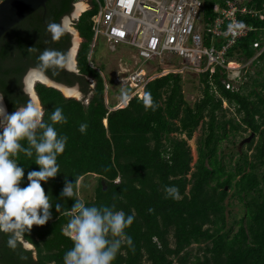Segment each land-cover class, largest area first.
I'll use <instances>...</instances> for the list:
<instances>
[{"label":"trees","instance_id":"1","mask_svg":"<svg viewBox=\"0 0 264 264\" xmlns=\"http://www.w3.org/2000/svg\"><path fill=\"white\" fill-rule=\"evenodd\" d=\"M77 1L49 0L45 8L24 18L0 39V93L9 111L29 101L22 91L23 79L37 65L42 51L56 49L68 56L72 35L65 30L54 40L48 26L61 24ZM223 1L204 0L208 23L216 16L214 4ZM263 2L251 0L250 4L261 7ZM97 10L93 1L75 24L83 38L76 56L78 72L51 69L46 73L67 85L78 83L84 97L91 93L88 101L66 97L41 82L35 86L45 119L57 106L67 117L66 123L55 125L68 137L58 157L61 172L41 182L46 194L62 208L57 212L53 207L52 219L42 226L33 225L26 234L34 251L22 246L10 249L8 235L0 233V264H63L64 253L73 244L64 232L74 199H80L78 181L87 174L97 175L98 183L93 198L84 201L86 205L114 204L128 214L135 213L134 223L126 229L134 250L123 244L113 264H264V52L252 64L258 67L257 76L248 70L245 76L251 82L238 90L226 88L229 77L219 68L212 76L201 75L202 96L190 103L183 92V76L166 73L146 82L141 97L135 95L127 104L119 102L120 107L110 105L107 95H111L112 80L98 66L101 72L95 69V47L94 66L88 61L94 37L92 17ZM240 19L256 27L233 48L248 59L258 51L253 43L264 35V19ZM30 47L35 50L29 52ZM89 78L95 82L92 89ZM145 92L158 104L155 111L145 108ZM224 102L235 106L236 116L227 115ZM85 121L87 133L81 134L79 125ZM198 129L194 161L188 142ZM248 131L255 132L258 140L245 143L247 148L238 150L235 164L227 165L222 140ZM15 159L25 168V177L39 168L34 157L19 154ZM66 179L74 183V199H60ZM171 185L178 187L179 200L166 198L164 188ZM233 197L243 204L241 218L234 220L237 229L229 221ZM193 244L199 247L196 254L190 250ZM21 254L28 259L21 261Z\"/></svg>","mask_w":264,"mask_h":264},{"label":"clouds","instance_id":"2","mask_svg":"<svg viewBox=\"0 0 264 264\" xmlns=\"http://www.w3.org/2000/svg\"><path fill=\"white\" fill-rule=\"evenodd\" d=\"M244 27L243 22L229 23L228 32ZM48 30L54 40L65 31L55 22L49 24ZM34 50L28 48L29 52ZM37 59V65L29 70L26 78L43 77L51 69L63 70L69 58L59 50L46 48ZM121 91L127 104L133 98L132 94L127 89ZM3 100L4 95L0 94V233L8 235L6 244L10 249L21 246L28 249L31 246L25 243V236L30 234L33 225H45L52 219V208L55 207L57 212L62 208L60 203L53 202L50 193L46 194L41 182L46 183L61 172L58 157L64 153L68 137L59 133L55 125L66 123L67 117L63 108L57 106L45 119L41 106L31 100L8 113ZM142 102L146 109L155 111L158 107L150 92H145ZM87 129L86 121L80 123L81 134H86ZM19 154L34 157L39 168L28 171L25 177V168L15 159ZM164 191L166 198H181L175 185L165 186ZM75 195L74 183L66 179L60 199H74ZM74 201L64 232L73 244L64 253L63 264H113L123 244L134 250L133 239L126 231L134 223V212L128 214L114 204L86 205L83 200ZM19 259L26 261L28 258L21 254Z\"/></svg>","mask_w":264,"mask_h":264},{"label":"built area","instance_id":"3","mask_svg":"<svg viewBox=\"0 0 264 264\" xmlns=\"http://www.w3.org/2000/svg\"><path fill=\"white\" fill-rule=\"evenodd\" d=\"M93 1L98 10L92 17L94 37L88 61L94 66L92 54L98 34L106 36L112 48L128 45L119 61L120 79L116 77L115 82L121 84V90L132 91V97H141L146 82L166 73L183 75L186 70L201 78L225 69L229 77L226 88L238 90L233 81L241 78L232 74L243 69L247 74L248 66L264 52L263 34L253 43L258 50L253 57L245 59L233 52L239 40L256 30L240 17L264 19V2L261 7L250 4L251 0L215 3L216 16L208 23L204 0H90ZM239 22L245 27L229 33V23ZM95 69L99 70L96 65Z\"/></svg>","mask_w":264,"mask_h":264},{"label":"rangeland","instance_id":"4","mask_svg":"<svg viewBox=\"0 0 264 264\" xmlns=\"http://www.w3.org/2000/svg\"><path fill=\"white\" fill-rule=\"evenodd\" d=\"M1 1V0H0ZM76 10L73 9L72 11V18H75L76 16H78L84 9H88L91 6V3L89 0H80L78 1V3H76ZM83 6V7H82ZM68 17V16H66ZM66 24H68V28L69 30H71V32L73 33V37H72V42H75L76 46H79V44H81V42L83 41V38H81L78 33H76L77 31L74 29L73 25H71V22L74 21L71 19H67L64 18ZM67 28V27H66ZM76 31V32H75ZM77 35H74V34ZM80 47V46H79ZM95 51H94V60H95V65L98 66L101 70H103V73L105 75L108 76L109 81L110 79L112 81H110L111 85H110V89H111V95L108 97L107 95V102H109L110 105H115V106H120L119 102L124 101L123 97H122V91H121V84L116 83L115 82V78L119 76V70H120V58L124 57V52L120 49H118L117 51H112L110 52L107 48L106 45V40H104L103 38H100L97 46H95ZM127 60V57H125V61ZM248 70L249 73L252 76H257V70L258 67L256 66H248ZM244 75L245 71L243 70H238L237 72L233 73L232 76H238V80H234L233 83L235 86H240L241 84H246V82L249 81V83L251 82L249 80V76H246V79L244 80ZM26 76V75H25ZM25 76L24 79L25 80ZM183 92L185 94V98L190 102L193 103L196 100H198L201 96H202V82L200 81L199 76L197 75V73L192 72V71H185L183 72ZM120 78L118 77L117 80H119ZM244 80V81H243ZM90 86L92 87L94 85V80L90 79ZM75 90L78 91L79 94L77 95H72L74 98H78V99H84L85 101H88V98L90 95L88 94V97H84L83 92L81 91L80 86L77 85H73L72 86ZM63 91V90H62ZM64 93V91H63ZM65 95H67L66 93H64ZM69 96V95H67ZM38 100V99H37ZM36 102V101H35ZM39 103V100L36 104ZM40 105V103L38 104ZM224 107L227 108L228 112L227 115L228 116H236V110H235V106L233 105H229L227 102H224ZM42 108V107H41ZM201 134V130L198 129L196 131V133L194 134L193 138L189 140L188 144L191 146L192 148V153L194 155V161L197 158V140L198 137ZM251 134V131H248L246 133H244V135H240L237 136L236 138H232L229 137L227 139H223L221 142V149L225 150V154L223 155V159L225 161V163L227 165H234L235 162L237 161V159L239 158V154H238V150L241 148H247V144H244L243 146L240 145V142L249 137V135ZM244 136V138H243ZM184 137V136H183ZM255 138V142L258 140V136H254ZM231 141H235L236 143H233ZM231 153L234 154V156L231 159ZM194 164V163H192ZM98 183V177L97 175L94 174H87L83 177H81L78 181V192H79V198L83 201H87V200H91L95 194V187L97 186ZM230 202L231 205L228 207V210L230 211L231 215L229 218L230 224L234 223V220H239L243 214V204L240 202L238 197H233L230 198ZM234 227L235 229H237V224L234 223ZM26 243V242H25ZM27 244V243H26ZM32 247V246H31ZM30 247V248H31ZM198 246L196 244H193L190 247V250H192L193 254L198 253ZM32 250L34 251V248H32Z\"/></svg>","mask_w":264,"mask_h":264},{"label":"water","instance_id":"5","mask_svg":"<svg viewBox=\"0 0 264 264\" xmlns=\"http://www.w3.org/2000/svg\"><path fill=\"white\" fill-rule=\"evenodd\" d=\"M48 1L49 0H1L0 1V39L11 28H13L19 22H21L24 18H26L27 16H29L30 14H32L33 12L38 10L39 8H45ZM76 6L77 5L74 6V9L76 8ZM79 15L74 18V21H77L79 19ZM65 18H66V16H65ZM63 23H64V20H63ZM72 35H73V33H72ZM73 46H74V43L72 42V46L69 49L68 56H67L69 58L68 59L69 64H71L70 62L72 61L71 52H72ZM78 50L79 49L77 48L76 54H75V61H76L75 66L74 67L71 66L73 71H76V72H78L77 60H76ZM45 78H47L51 82V84L45 83L46 85L55 87V88L59 89L60 91H61L60 87L68 86L66 84H63L62 82H59V81H56V80L50 78L48 75H45ZM41 83H43V82H41ZM77 88H78V85H77ZM65 96L66 97H73V96H67V95H65ZM3 103L6 106L4 100H3ZM6 109H7V107H6ZM254 136H255V132H251L249 137L243 139L240 142V145L242 146L245 143L250 142L254 138ZM25 242L28 245L32 246V244L30 242H28L26 240H25ZM33 247L34 246H32L29 249H32Z\"/></svg>","mask_w":264,"mask_h":264},{"label":"bare ground","instance_id":"6","mask_svg":"<svg viewBox=\"0 0 264 264\" xmlns=\"http://www.w3.org/2000/svg\"><path fill=\"white\" fill-rule=\"evenodd\" d=\"M80 1V0H79ZM90 1V0H89ZM76 3H78V1L76 2ZM75 3V4H76ZM91 3V2H90ZM83 7V6H82ZM91 7V6H90ZM89 7V8H90ZM88 8V9H89ZM87 8L86 9H84L81 13H80V15H79V17L82 15V13L83 12H85L86 10H88ZM76 22L77 21H74V29L77 31H75L76 33H78V35H79V32H78V30L75 28V24H76ZM92 30H93V27H92ZM74 34V35H77V34ZM77 35V36H78ZM80 36V35H79ZM98 36V38L100 39V38H103L104 40H106V45H107V48H108V50L111 52L112 51V53H113V50L114 49H116V51L118 50V49H120V50H122L123 52H125V48H128L129 46L128 45H126V44H118V45H116L114 48H112V46H113V44H112V46H110V43L108 42V40H107V37L106 36H104V35H102V34H98L97 35ZM82 38V37H81ZM96 43H97V41H96ZM79 46H80V44H79ZM79 46H76L75 45V42H74V46H73V48H72V52H71V59H72V61L70 62L71 63V66H75V54H76V50H77V48L79 49ZM95 50V49H94ZM93 50V51H94ZM115 52V51H114ZM93 56H94V54H93ZM32 69V68H31ZM78 69V68H77ZM27 81H28V85L30 86V88L33 90V94H34V89H35V86H36V84H37V82H43L44 84L45 83H47V84H51V82L47 79V78H45V76H43V77H40V78H27ZM64 84V83H63ZM73 86V85H72ZM72 86H62V87H60L61 88V92L63 93V91H64V93H66L67 95H69V96H72V95H77V94H79L78 93V91L77 90H75ZM94 86H95V83H94V85L91 87V89L92 88H94ZM68 87V88H67ZM63 90V91H62ZM36 92V91H35ZM78 99V98H77ZM36 100V103L38 102V100L37 99H35ZM39 104V103H38Z\"/></svg>","mask_w":264,"mask_h":264},{"label":"flooded vegetation","instance_id":"7","mask_svg":"<svg viewBox=\"0 0 264 264\" xmlns=\"http://www.w3.org/2000/svg\"><path fill=\"white\" fill-rule=\"evenodd\" d=\"M76 4H74V6H75ZM78 8V7H77ZM76 8V9H77ZM74 9V8H73ZM76 9H74V10H76ZM66 16H68V15H66ZM64 18L65 17H63V19H62V21H61V25H62V27L67 31V32H69L71 35H72V33H71V30H69V28H68V24H66V22H65V20H64ZM67 19H71V20H73L74 18H72V12L69 14V16L68 17H66V20ZM63 20H64V23H63ZM71 25H73L74 26V21H72L71 22ZM67 27V28H66ZM72 37H73V35H72ZM74 43V42H73ZM69 64V63H68ZM67 64V67L65 68L67 71H69V72H76V71H73V69H72V67H71V64H69L68 65ZM29 72V71H28ZM27 72V73H28ZM38 83V82H37ZM29 83H28V81H27V78H26V76H25V80H23V86H22V91H23V93L24 94H26L27 96H28V98H29V100H31L33 103H36L35 101V99H38L39 100V103H40V106L42 107V109H43V111H44V106H43V104H42V102H41V100H40V98H39V95H38V93H37V91H36V88L34 89V94H33V90L30 88V86L28 85ZM67 85V84H66ZM76 85H78V86H80L78 83H76ZM68 86H72V85H68ZM68 88V87H67ZM90 88H91V86H90ZM36 91V92H35ZM82 91V90H81ZM4 102H5V99H4ZM5 104H6V102H5ZM22 106H24V105H22ZM22 106H20V107H22ZM6 107H7V105H6ZM19 108V107H18ZM16 110V109H15ZM14 110V111H15ZM7 111H8V113H12V112H14V111H9V109L7 108Z\"/></svg>","mask_w":264,"mask_h":264}]
</instances>
